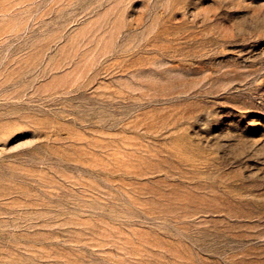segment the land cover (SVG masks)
<instances>
[{"label": "rangeland", "instance_id": "1", "mask_svg": "<svg viewBox=\"0 0 264 264\" xmlns=\"http://www.w3.org/2000/svg\"><path fill=\"white\" fill-rule=\"evenodd\" d=\"M0 264H264V0H0Z\"/></svg>", "mask_w": 264, "mask_h": 264}]
</instances>
